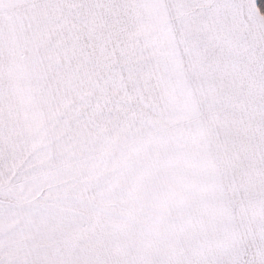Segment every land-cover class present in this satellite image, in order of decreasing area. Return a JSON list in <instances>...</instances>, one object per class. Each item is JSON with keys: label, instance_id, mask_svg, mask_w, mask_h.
Wrapping results in <instances>:
<instances>
[{"label": "snow or ice", "instance_id": "6c2138e0", "mask_svg": "<svg viewBox=\"0 0 264 264\" xmlns=\"http://www.w3.org/2000/svg\"><path fill=\"white\" fill-rule=\"evenodd\" d=\"M0 264H264V0H0Z\"/></svg>", "mask_w": 264, "mask_h": 264}]
</instances>
